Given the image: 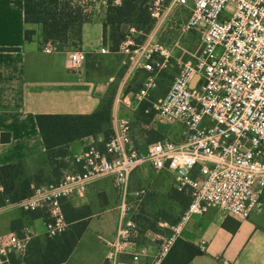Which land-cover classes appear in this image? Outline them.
<instances>
[{"label":"built area","instance_id":"2783aa9c","mask_svg":"<svg viewBox=\"0 0 264 264\" xmlns=\"http://www.w3.org/2000/svg\"><path fill=\"white\" fill-rule=\"evenodd\" d=\"M147 5L155 20L173 7L182 8L187 17L181 32L199 36L197 52L182 62L167 92L151 106L156 116L182 125L180 140L163 137L139 146L132 114L118 109L111 137L89 143L74 155V166L58 183L40 185L17 202L7 197L0 206V214L6 208L45 211L47 235L54 237L68 226L63 200L85 196L93 181L110 178L120 204L114 235L103 238L104 264H162L192 216L217 208L246 220L264 202V0H148ZM129 32L116 54L130 78L136 72L142 75L140 87L121 99L136 110L158 88L160 74L172 64L174 53L156 38L139 42L137 35L146 33L134 26ZM41 48L49 53L57 49L51 42H42ZM100 52L111 53L107 46ZM87 59L85 50H72L70 67L79 70ZM146 168L191 198L177 223L160 222L170 232L155 246L147 242L153 232L142 231L128 215L131 202L140 204L149 192L130 186L134 173ZM31 240L28 230L22 235L0 233V264H10L14 255L24 257Z\"/></svg>","mask_w":264,"mask_h":264},{"label":"crops","instance_id":"0c3cea01","mask_svg":"<svg viewBox=\"0 0 264 264\" xmlns=\"http://www.w3.org/2000/svg\"><path fill=\"white\" fill-rule=\"evenodd\" d=\"M107 9L105 0H95L91 21L83 25L80 45V49L102 57L106 63L115 55L100 52L102 46L109 47V42L104 43L103 27ZM27 29L36 31L31 41L26 39ZM42 41L43 26L25 21V0H0V166L22 162L27 173L34 175L44 171L51 179V166L37 115L90 114L110 96L114 98L113 116L118 109L124 113L127 106L121 103V99L130 75L125 71L121 84L115 90V75L111 71L101 73L97 63L92 67L86 63L81 69L74 70L70 67L68 53L58 49L44 52ZM173 126H170L167 137L180 140L181 134ZM105 139V133L101 132L71 142V157H67L65 162L73 167L74 155L80 154L87 144L100 143ZM152 170L146 168V173ZM103 178L96 179L91 185L102 184L100 180ZM81 197L84 196L74 198ZM9 209L3 213H9ZM26 212L25 217L18 213L19 218H13L11 226L2 220L0 227L4 229L0 233L18 232L15 227L18 225L23 226V231H30L32 238L42 239L41 236L47 234L46 219ZM262 213L261 207L249 219L238 220L217 208H210L203 215L192 216L185 223L180 238L199 246L203 254L196 256L191 264H264V226L258 221ZM179 220L180 217L175 223Z\"/></svg>","mask_w":264,"mask_h":264},{"label":"trees","instance_id":"16d2710c","mask_svg":"<svg viewBox=\"0 0 264 264\" xmlns=\"http://www.w3.org/2000/svg\"><path fill=\"white\" fill-rule=\"evenodd\" d=\"M147 1L122 0L120 5L109 3L103 27L104 43L109 42L112 54H116L121 42L130 35L129 27L134 26L145 33L152 30L155 19L151 16ZM84 2V0H25V21L43 26L42 42H51L68 48L73 40L72 45L80 48L83 40V25L90 22L92 16L89 12V4ZM35 34V30L27 29L26 39L31 41ZM72 34L75 38H72ZM131 90L133 87H129L125 93ZM113 102L114 98L110 96L90 114L37 115V123L49 157L52 178L48 179V182L41 180L40 176L45 174L44 171L34 175L27 173L22 162L0 166V187L3 188L0 190V206L4 205L7 197L17 202L31 196L36 187L44 182L58 183L64 171L72 168L65 162L67 157H71L69 149L71 142L96 136L101 132L105 133L104 141H107L113 134ZM151 106L152 102L145 100L140 104L138 112L143 115L150 114L151 118L155 114ZM150 118L140 119L150 121ZM175 192V196H178L183 205L188 206L191 201L190 196L181 194L177 190ZM63 210L68 224L66 230L54 237L47 235L44 240L40 238L32 240L24 257L12 256L13 264H60L69 260L88 228L92 209L89 205L77 207L70 200L64 199ZM30 212L34 217L47 219V214L41 210ZM137 214L141 215L139 212ZM176 221L177 219L170 222ZM202 254L203 250L199 246L179 238L162 264H191L196 256Z\"/></svg>","mask_w":264,"mask_h":264},{"label":"rangeland","instance_id":"374dc122","mask_svg":"<svg viewBox=\"0 0 264 264\" xmlns=\"http://www.w3.org/2000/svg\"><path fill=\"white\" fill-rule=\"evenodd\" d=\"M84 1L89 4V10L91 11L89 12L92 13L95 0ZM186 17V11L179 7H173L172 11H166L160 20H155V24L150 32L144 35H137L139 42L145 41L146 39H159L170 46L174 53L172 64L161 72L158 88L152 92L151 97L147 100L149 102L155 101L167 92L174 76L179 72L182 62H184L190 54H195L198 50V34L195 32L183 34L181 32L180 25ZM72 38H75L74 34H72ZM72 44L73 40H71L68 48L59 45H56V48L63 53H68V55H70L72 50L80 49L74 47ZM119 61L121 62L122 58L117 54L114 55L112 61L107 63L104 62L102 57L88 54L86 63L89 67H92V65L97 63L98 71L101 73L104 71H108L109 73L111 71V74L115 75V80L113 82L116 90L117 85L121 84L122 77L126 71L122 62L119 64ZM104 66L106 68H104ZM141 76L140 72H136L135 75L124 84L123 95L129 87H133V90L140 87ZM138 109L139 108L132 110L129 107H126L123 112L126 114H132L134 139L139 146L167 137L170 134V126L172 124L174 125L173 128H177L181 134L183 128L180 123L166 121L155 114L150 118V114L143 115L138 112ZM140 118L144 120L150 118V121H144ZM179 133L178 136H180ZM176 137L177 136L173 138ZM40 179L48 182L49 178L44 174L40 176ZM100 182L102 184H92L89 192L84 197L70 199V201L77 207L89 205L92 209V215L88 219L89 225L87 230L70 256L67 264H104L106 246L103 238L112 237L114 235L118 220L117 208L120 204V196L113 186L112 180L103 178ZM170 183L171 180L164 176L162 177L161 174L153 172V170L149 174L146 173V170L145 172L137 170L132 176L130 182L131 189L139 187H146L149 189L147 196L140 204L134 200L131 202L132 205L128 215L138 222L142 231L149 229L153 232L151 237L147 239L148 244H151L152 246L160 245L163 238L170 232L169 229L160 225V222L173 221L179 218L185 208L183 202L178 196H175L176 192ZM43 184L47 183L44 182ZM18 209L10 208L9 213L7 211V213L2 212L0 214V222L3 220L11 226L13 218L15 220L19 218L18 213L25 217V213L27 212ZM262 209L263 213L261 219H258V221L264 226V202ZM41 211L46 214L45 211ZM138 212L141 213L140 216H138ZM231 223L233 225L237 224V222L235 223L233 221ZM15 227L18 228L19 234L22 235L23 226L21 227L17 225ZM1 229L4 228L0 227V232L2 231ZM155 234L157 235L155 236ZM46 236L47 234L45 233L44 236L41 237L43 239L46 238ZM37 238L40 237H34L32 240ZM10 264H13L12 260L10 261Z\"/></svg>","mask_w":264,"mask_h":264},{"label":"water","instance_id":"95a60500","mask_svg":"<svg viewBox=\"0 0 264 264\" xmlns=\"http://www.w3.org/2000/svg\"><path fill=\"white\" fill-rule=\"evenodd\" d=\"M198 78V77H197Z\"/></svg>","mask_w":264,"mask_h":264}]
</instances>
